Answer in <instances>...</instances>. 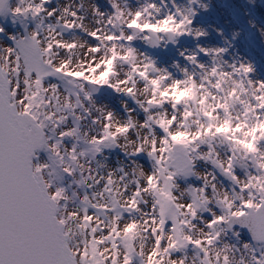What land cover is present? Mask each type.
Instances as JSON below:
<instances>
[{
  "label": "snow or ice",
  "instance_id": "snow-or-ice-1",
  "mask_svg": "<svg viewBox=\"0 0 264 264\" xmlns=\"http://www.w3.org/2000/svg\"><path fill=\"white\" fill-rule=\"evenodd\" d=\"M0 264H264V0H0Z\"/></svg>",
  "mask_w": 264,
  "mask_h": 264
},
{
  "label": "rangeland",
  "instance_id": "rangeland-1",
  "mask_svg": "<svg viewBox=\"0 0 264 264\" xmlns=\"http://www.w3.org/2000/svg\"><path fill=\"white\" fill-rule=\"evenodd\" d=\"M257 43H259V41H257ZM254 51H255V53H256L257 56L260 55V52L258 50L254 49Z\"/></svg>",
  "mask_w": 264,
  "mask_h": 264
}]
</instances>
